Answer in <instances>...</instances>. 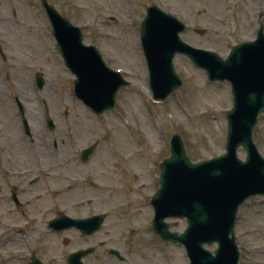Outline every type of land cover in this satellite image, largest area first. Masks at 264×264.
<instances>
[{
	"label": "rangeland",
	"instance_id": "374dc122",
	"mask_svg": "<svg viewBox=\"0 0 264 264\" xmlns=\"http://www.w3.org/2000/svg\"><path fill=\"white\" fill-rule=\"evenodd\" d=\"M49 1L80 25L85 42L95 44L106 63L121 70L131 83L120 89L112 110L96 114L73 93L75 75L64 64L41 0H0V111L5 110L7 97L16 107L13 98L18 95L30 112L39 144L51 143L54 137L59 142L72 141L78 148L95 143L88 165L81 166L75 182L59 179L56 187L53 179L44 178L40 186L44 196L35 205L36 214L43 217L44 213V223L29 212L10 214L0 209V264H31L33 250L46 264H67L70 250L86 243L97 248L84 259L85 264H189L183 245L163 241L153 232L150 200L159 187V163L170 154L173 133L181 134L194 161L225 152L226 114L233 105L231 84L208 80L204 69L177 54L174 65L183 83L165 101H154L140 23L147 5L154 2L187 24L181 33L184 40L226 57L234 45L256 37L260 16L264 23V1ZM36 73L44 76L41 89L35 84ZM44 101L57 123L54 134L37 126L33 118L42 115ZM254 138L264 156V113ZM26 154L34 160L30 148ZM238 154L246 157L243 148ZM54 202L60 205L59 213L108 212V216L88 242L73 230L58 235L47 226L49 217L58 213L50 209ZM13 216L21 221V232L9 227ZM166 221L173 223L174 231L182 232L187 226L184 218ZM235 232L241 250L239 264H264V196L252 197L241 206ZM110 248H117L125 259L111 255Z\"/></svg>",
	"mask_w": 264,
	"mask_h": 264
},
{
	"label": "water",
	"instance_id": "95a60500",
	"mask_svg": "<svg viewBox=\"0 0 264 264\" xmlns=\"http://www.w3.org/2000/svg\"><path fill=\"white\" fill-rule=\"evenodd\" d=\"M43 1L65 63L77 76L75 94L98 113L112 109L118 90L129 82L105 63L96 46L82 43L79 27ZM184 29V22L156 4L147 7L140 38L153 99L163 101L181 87L183 81L173 60L177 53H184L207 71L210 80L227 79L232 83L234 104L227 112L224 154L194 163L183 138L173 135L171 154L160 163V187L152 196L153 230L163 240L183 243L190 264H239L234 232L238 209L248 198L264 194V157L253 141L259 114L264 111L263 25L260 22L256 40L234 46L227 59L183 41L179 33ZM43 84L42 77H38L37 85L41 88ZM240 146L247 151L245 161L238 157ZM92 149L93 146L88 148V154ZM104 217L100 214L88 220H74L61 216L50 224L62 228L78 225L84 231L88 227L91 233ZM167 217H186V230L181 234L170 231ZM215 242L218 247L214 252L204 247ZM85 253L72 255L71 262L81 264L80 256Z\"/></svg>",
	"mask_w": 264,
	"mask_h": 264
},
{
	"label": "flooded vegetation",
	"instance_id": "af4514ba",
	"mask_svg": "<svg viewBox=\"0 0 264 264\" xmlns=\"http://www.w3.org/2000/svg\"><path fill=\"white\" fill-rule=\"evenodd\" d=\"M7 98L3 102L5 110L0 111V209H7L10 214L17 212L27 215L29 212L43 222L44 213H41L43 217L36 214L35 205L44 196L43 189H40L44 178L53 179L57 187V180L64 178L70 180L76 174H81V166L88 165V161H82L81 154L78 155V146L72 141L59 142L57 137H54L51 143L39 144L36 137L38 133L31 131V134H26L18 107L12 106L11 97ZM44 104L48 102L44 101ZM44 111L45 107L41 108V118L35 120L37 126H46ZM28 115L30 116V112ZM55 130L56 125L52 130L47 129V132L54 134ZM23 134L26 139L23 138ZM27 141L30 145L26 143ZM29 148L34 160L29 159L26 154ZM86 169L85 173H88V168ZM57 199L61 198L58 196ZM57 202L51 204V211L60 209ZM80 216H88V213ZM13 217L14 222L18 220L17 216ZM74 232L82 239L88 238L77 229Z\"/></svg>",
	"mask_w": 264,
	"mask_h": 264
},
{
	"label": "bare ground",
	"instance_id": "6f19581e",
	"mask_svg": "<svg viewBox=\"0 0 264 264\" xmlns=\"http://www.w3.org/2000/svg\"><path fill=\"white\" fill-rule=\"evenodd\" d=\"M31 105L34 107V109H38V110H40V108H39V107H36V106H35V103L32 102V101H31ZM34 118H35V119H40V116H35Z\"/></svg>",
	"mask_w": 264,
	"mask_h": 264
}]
</instances>
